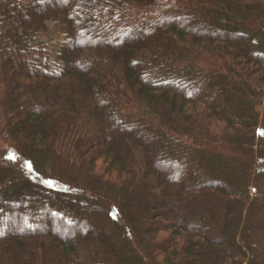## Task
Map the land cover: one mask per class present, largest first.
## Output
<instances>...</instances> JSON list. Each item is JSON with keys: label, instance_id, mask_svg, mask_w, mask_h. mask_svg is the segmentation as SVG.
<instances>
[{"label": "trees", "instance_id": "obj_1", "mask_svg": "<svg viewBox=\"0 0 264 264\" xmlns=\"http://www.w3.org/2000/svg\"><path fill=\"white\" fill-rule=\"evenodd\" d=\"M262 107L264 0H0V264H264Z\"/></svg>", "mask_w": 264, "mask_h": 264}, {"label": "rangeland", "instance_id": "obj_2", "mask_svg": "<svg viewBox=\"0 0 264 264\" xmlns=\"http://www.w3.org/2000/svg\"><path fill=\"white\" fill-rule=\"evenodd\" d=\"M260 112L262 113L261 120L264 121V108L263 107L260 109ZM262 123L263 122H261V126L263 125ZM258 144H259V147L262 146L261 148H264V137L260 139ZM261 165L264 166V163H261ZM29 171L32 172L30 167H29ZM31 174L33 175L34 173L32 172ZM263 190H264V186H263V188H261V185H258V190L255 191V193H254L257 196H259V204H260V207L257 210V217H256L255 225H254L255 249H256V252L260 253V254L264 253V207H262V202L260 201L261 198L263 197ZM253 192H254V190H253ZM57 232H58V234L62 235V234H64L65 230L63 229L62 226H57ZM69 233H68V235L74 234L71 229H70ZM245 261L246 260L244 259V264H246Z\"/></svg>", "mask_w": 264, "mask_h": 264}]
</instances>
